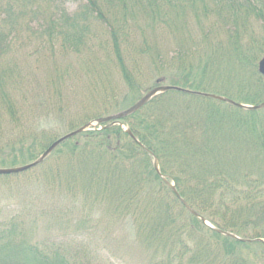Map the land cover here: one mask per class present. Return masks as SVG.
I'll return each mask as SVG.
<instances>
[{"label": "trees", "instance_id": "obj_1", "mask_svg": "<svg viewBox=\"0 0 264 264\" xmlns=\"http://www.w3.org/2000/svg\"><path fill=\"white\" fill-rule=\"evenodd\" d=\"M11 1L3 7L0 0L6 15L0 16V168L32 163L54 141L105 117L85 112V120L65 118L55 129L25 115L23 92L16 93L23 75L7 73L11 60L3 65L22 34L33 32L41 49L79 50L93 37L106 45L129 85L123 99L113 95L118 111L109 115L154 87L173 88L126 117L65 139L31 169L0 175V264H114L102 248L118 228L123 241L134 239L145 248L144 260L134 264H264V106L253 107L264 102L258 69L264 0H81L73 15L65 0H43V6L39 0ZM29 13L45 24L16 19ZM187 14L195 16L201 32L196 49L203 53L189 54L195 40L181 34L194 25ZM92 23L100 25L99 33ZM126 26L144 33L131 44L135 52L156 50L152 56L161 58L150 88L142 89L128 70ZM156 31L179 45L186 42L172 63L166 60L169 65L151 37ZM12 66L19 68L17 62ZM225 72L226 86L216 81ZM51 76L44 106L54 92L57 100L69 93L63 76ZM217 120L227 123L219 126Z\"/></svg>", "mask_w": 264, "mask_h": 264}, {"label": "rangeland", "instance_id": "obj_2", "mask_svg": "<svg viewBox=\"0 0 264 264\" xmlns=\"http://www.w3.org/2000/svg\"><path fill=\"white\" fill-rule=\"evenodd\" d=\"M1 1L3 7L9 3L8 0ZM11 2L16 4L14 0ZM39 2L42 6L44 5L43 0H39ZM80 2L81 0H65L63 6L68 14L73 15L76 13ZM27 10L30 11V6L27 7ZM17 13L21 14L20 7L18 6ZM18 14H16V19L21 20L22 23L33 20L36 24H45L41 19L37 21L33 18L29 19L31 16L30 13L28 15ZM0 16L2 19L6 17L4 12L0 13ZM187 18L188 22L194 25L192 26L191 32L188 31L189 33L181 34L184 38H190V41L192 39L195 40V46L189 54L203 53L196 49L197 44L201 41V35L197 34L201 32L199 26L196 25L197 21L195 16L187 14ZM184 19L186 18L181 16L180 20L185 21ZM205 22L206 26H209L208 24L210 21L205 19ZM92 24L91 28L94 29L96 33H99L98 29L100 25ZM31 26L35 27V24L31 22ZM33 34L34 33L31 31L29 32L30 37L26 34H22L10 51H7L3 56V61L5 62L3 65H8L7 63L9 60L12 61L11 66H9L10 69L6 67L10 70L7 71V73L15 74V71H19V74L23 75L21 87L18 86L19 90L16 91V93L21 95L22 93L20 91L22 90L23 92V97L20 98V102L23 104V112L26 113L25 115L31 117L36 116L40 119V123L44 120L51 123L53 127L57 129L60 127L58 124L65 118H73L72 120L75 121L85 120L86 118L83 117L85 112L89 113L91 117L94 115L106 116L118 111L113 107L115 104L113 95L118 96V99H123V95L127 93V86L129 85L125 81L118 66L113 64V58L116 57L113 55V52L108 54L110 50L106 45H100L99 40L93 37L92 42H87L86 46L83 45L79 50H74L70 47L63 48L58 45L54 50L49 47H43L41 49L42 45ZM218 34L223 40L224 37H226L223 31H218ZM179 35L177 33L175 38L178 39ZM151 37L156 41L160 49L168 54L164 60L166 65H169L166 60H170L172 63L176 55L184 51L183 45H185L186 42L183 41L180 45L178 41L174 43L173 37L168 33L156 31L155 34L154 32L151 33ZM122 38L127 39V41H125L126 50L124 56L128 70L131 71L134 79L138 81L142 89L150 88L154 83L155 77L160 74L157 69L159 68L161 58L157 54L152 56L156 50L148 52L147 55H141L140 52H135V49L131 47V44L137 45L138 42H141L145 38L142 31L132 26H126V31L122 34ZM152 42L154 43V41ZM123 48L125 49V45ZM157 57H159V59H157ZM16 62L19 66L18 69L12 66ZM176 67L177 66L173 63L172 69L176 71ZM11 71L13 73H11ZM56 74L63 76L61 82L69 89V93L66 94L63 91L61 99L57 100L56 98L59 94L54 92V100L44 106L42 104L44 97L49 93V89L46 87L45 82L48 78L50 79L52 77L51 75ZM228 74L229 72H225L221 75L219 74L216 81L226 86ZM114 90L116 93L112 94ZM81 108L84 112L81 111ZM3 119L5 120L7 128L11 129L9 119H7L6 116ZM225 123H227L226 120L216 121V124L219 126ZM216 127L217 126H211L215 133L223 135L219 130H215ZM205 130H208L207 127ZM226 130H231L228 124ZM6 137L7 135L3 136V138ZM111 236L113 238L110 237L109 244L106 243V246L102 248V254L109 258L114 264H134L142 259L144 260L145 253L143 250H145V248L141 245L137 246L138 242L136 240L123 241L125 235H123L119 228L116 229L114 235Z\"/></svg>", "mask_w": 264, "mask_h": 264}, {"label": "water", "instance_id": "obj_3", "mask_svg": "<svg viewBox=\"0 0 264 264\" xmlns=\"http://www.w3.org/2000/svg\"><path fill=\"white\" fill-rule=\"evenodd\" d=\"M259 71L261 72L262 75H264V57L260 60L259 62ZM172 86H158L154 89H152L148 94H146L144 97H142L137 103H135L134 105H132L131 107H129L128 109L121 111L115 115H111L108 117H104L101 119H98L96 122L97 123H103V122H108V121H113V120H117L123 117H126L130 114H132L133 112L139 110L140 108H142L150 99H152L154 96L158 95L159 93H162L164 91H167L169 89H172ZM212 97L218 98L220 100H224L227 101L228 99L221 97V96H216V95H212ZM239 106L242 107H248V108H252L251 106H246V105H242V104H238ZM264 106V102L261 103L260 105L254 106V108H259V107H263ZM93 124V123H92ZM91 125V124H90ZM88 126V125H87ZM87 126H84L76 131H73L61 138H59L58 140L54 141L44 152L43 154L34 162L23 165V166H18V167H10V168H0V175H5V174H15V173H21L24 172L28 169H31L32 167L40 164L41 162L44 161V159L50 155V153L65 139L83 131L85 128H87ZM155 166L158 169V160L155 161ZM171 187L173 189H175L174 185L172 184Z\"/></svg>", "mask_w": 264, "mask_h": 264}]
</instances>
